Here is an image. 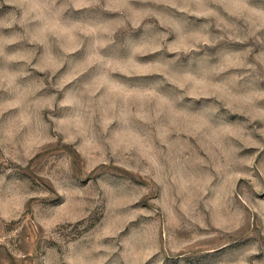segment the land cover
I'll list each match as a JSON object with an SVG mask.
<instances>
[{"label": "rangeland", "instance_id": "1", "mask_svg": "<svg viewBox=\"0 0 264 264\" xmlns=\"http://www.w3.org/2000/svg\"><path fill=\"white\" fill-rule=\"evenodd\" d=\"M0 264H264V0H0Z\"/></svg>", "mask_w": 264, "mask_h": 264}]
</instances>
